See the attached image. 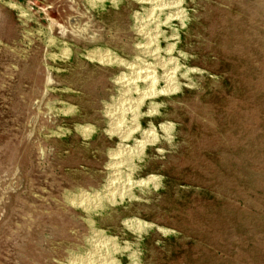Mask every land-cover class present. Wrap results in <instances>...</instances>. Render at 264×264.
Segmentation results:
<instances>
[{"label":"rangeland","instance_id":"rangeland-1","mask_svg":"<svg viewBox=\"0 0 264 264\" xmlns=\"http://www.w3.org/2000/svg\"><path fill=\"white\" fill-rule=\"evenodd\" d=\"M167 64L189 77L142 117L172 131L135 174L158 185L87 213L74 202L119 181L137 84ZM89 219L128 245L120 264H264V0H0V264L88 255Z\"/></svg>","mask_w":264,"mask_h":264},{"label":"bare ground","instance_id":"bare-ground-1","mask_svg":"<svg viewBox=\"0 0 264 264\" xmlns=\"http://www.w3.org/2000/svg\"><path fill=\"white\" fill-rule=\"evenodd\" d=\"M12 6L19 9V7H17L16 4H12ZM170 45L173 46L174 44H170ZM172 55L173 54H170L171 59L174 58ZM98 58L110 64L126 65V66L128 65L131 66L132 69H134L133 65H130L126 61H122L119 58H115L114 56L111 55H107V56L100 55V57ZM163 61L164 60L160 61V63L161 62L163 63ZM181 67L182 66H179L178 68L177 65L171 66L167 64V67L166 65L162 67L164 69L163 70L164 73L161 77H159L157 74L156 75L151 74L145 76L143 79V77L140 76L143 79V84L136 83L137 84L135 88L136 90H134L136 96H133L130 99L132 104H131V108H128L131 113V121L129 123V126L127 128H124L121 127V125H116L118 130L116 129L115 131H117V134L120 137L121 147L119 150H116L114 153L115 157H114V164L112 166V171L114 172L117 171L116 173H114L115 176L117 174H120L118 176L119 181L117 180L113 181L114 179L111 180L110 184H108L107 187L105 188V190L107 189L106 190L107 193H105V190L102 192L87 193L84 195L86 197H81L80 201L74 202L75 204L77 203L79 206H81L87 213H89L90 211L97 210L99 207H103L105 202L115 204L118 201L134 198L136 188H142L147 186L149 187V185L151 184L158 185L159 177H157L154 174L148 178H140V179H136L135 174L138 167L140 166L138 165V162H140L143 159V156L145 154L148 145L150 144L153 145V143L155 144L159 139V133H158L159 129L168 133L170 132L172 126L171 124L166 123V124H162L160 128L156 127L154 124H151L149 127H143L142 117L143 116L145 117V115H152L158 111L159 106L158 104L153 102V100L159 97L161 94L177 91L178 89L180 90L182 84L181 82H179L180 79L178 78V76L180 75L182 77H187L190 71L187 69L188 67L187 68L185 67L187 70H185L182 73L183 69ZM162 79L165 82V86L162 88H158L159 82ZM141 85H143L144 89L141 88ZM148 100L151 101L150 102L151 105L148 111L144 113L143 106L147 103ZM86 131H87V135L90 136L92 132V127L87 129ZM136 133H139V137H137L138 135L136 136ZM130 139H134L132 147L126 144V142H128ZM120 150L125 154L121 155ZM116 154L121 155V160H118L120 158L116 156ZM121 178L123 179L122 181ZM116 185L120 186V188H117ZM88 221H90V224L95 230V238L92 244L90 245L91 251L88 253V255H82L71 260L70 264H120V261L117 259V254L118 253L124 254V252H127L129 248L128 245L124 247L119 246V244H117L116 242V238L107 236L103 230H101L100 228H96L94 226L93 220L89 219ZM125 225L126 227L135 230L138 237L141 236L143 231L151 229L156 226L153 223H149L147 221L138 218H134L132 220L127 221ZM158 228L163 229L161 227ZM132 258H133L132 260L133 262L130 264H136L134 260V256H132Z\"/></svg>","mask_w":264,"mask_h":264}]
</instances>
